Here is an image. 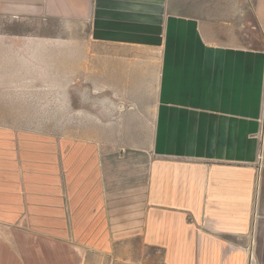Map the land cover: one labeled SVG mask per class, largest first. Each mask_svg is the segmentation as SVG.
<instances>
[{"label": "crops", "instance_id": "obj_1", "mask_svg": "<svg viewBox=\"0 0 264 264\" xmlns=\"http://www.w3.org/2000/svg\"><path fill=\"white\" fill-rule=\"evenodd\" d=\"M157 1L0 0V264L137 251L264 264V0ZM52 19L88 22L94 75L152 93L122 143L110 133L107 146L99 134L70 146L3 115L19 98L14 77H35L38 43L53 40L31 29ZM62 32L61 74L79 76L84 47Z\"/></svg>", "mask_w": 264, "mask_h": 264}, {"label": "rangeland", "instance_id": "obj_2", "mask_svg": "<svg viewBox=\"0 0 264 264\" xmlns=\"http://www.w3.org/2000/svg\"><path fill=\"white\" fill-rule=\"evenodd\" d=\"M150 2L158 1L150 0ZM182 2L217 3L221 1L182 0ZM245 3H252V1L245 0ZM34 30L36 34L49 35L48 39L53 40L45 45L38 43L35 77L33 75L14 77L13 83H20L21 91L17 93L19 98L12 99L16 101L14 110L7 106L1 109L4 111L5 118L9 119L13 115L22 128L39 133L68 134L70 146L77 141L78 135L96 136V134H99L97 137H100V141L107 146L110 133L117 136L118 143H122L126 123L129 124L136 115L140 114L141 109L138 105L141 104V100L150 99L152 93L116 90L114 84L117 83L116 77H113L110 83V77L107 74L94 75L99 73L96 69L98 59H93V55L98 57V53L93 48V39L89 36L92 34V28L89 27L88 22L71 25L68 28L64 27L60 21L52 19V21L37 23L36 29H31V31ZM63 30L68 31L69 36H75L76 40L72 44L75 48L84 47V59L80 62L84 64V67L80 70L79 76L76 75V67L74 70L69 67L70 72L75 73L73 76L67 77L61 74V51L57 40L64 33ZM41 49L44 50L41 51ZM104 51L108 52L109 49ZM104 62L100 59L99 69L106 68ZM33 63V61L30 62L31 66ZM28 87L31 90H28ZM7 95L8 93L4 94L3 106L9 103L10 98ZM86 260L88 264H166L161 251H137L127 262L115 261L113 257L99 253L86 254Z\"/></svg>", "mask_w": 264, "mask_h": 264}]
</instances>
